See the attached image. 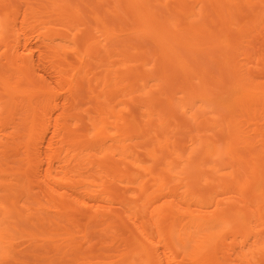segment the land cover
Listing matches in <instances>:
<instances>
[{"label":"bare ground","instance_id":"1","mask_svg":"<svg viewBox=\"0 0 264 264\" xmlns=\"http://www.w3.org/2000/svg\"><path fill=\"white\" fill-rule=\"evenodd\" d=\"M0 264H264V0H0Z\"/></svg>","mask_w":264,"mask_h":264},{"label":"rangeland","instance_id":"2","mask_svg":"<svg viewBox=\"0 0 264 264\" xmlns=\"http://www.w3.org/2000/svg\"><path fill=\"white\" fill-rule=\"evenodd\" d=\"M22 224H23V223H20V227H21V228H24V229L26 228V229H28V230L31 229L28 225H25V224L22 225ZM31 231H32V229H31ZM15 234L19 235V232H16Z\"/></svg>","mask_w":264,"mask_h":264}]
</instances>
